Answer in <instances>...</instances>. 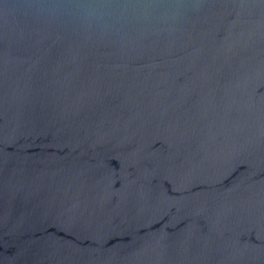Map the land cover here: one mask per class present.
<instances>
[{
  "label": "water",
  "instance_id": "water-1",
  "mask_svg": "<svg viewBox=\"0 0 264 264\" xmlns=\"http://www.w3.org/2000/svg\"><path fill=\"white\" fill-rule=\"evenodd\" d=\"M0 264H264V0H0Z\"/></svg>",
  "mask_w": 264,
  "mask_h": 264
}]
</instances>
